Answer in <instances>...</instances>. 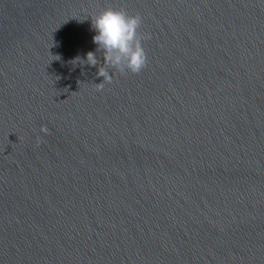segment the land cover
I'll use <instances>...</instances> for the list:
<instances>
[{"label": "water", "instance_id": "obj_1", "mask_svg": "<svg viewBox=\"0 0 264 264\" xmlns=\"http://www.w3.org/2000/svg\"><path fill=\"white\" fill-rule=\"evenodd\" d=\"M0 264H264V0H0Z\"/></svg>", "mask_w": 264, "mask_h": 264}, {"label": "clouds", "instance_id": "obj_2", "mask_svg": "<svg viewBox=\"0 0 264 264\" xmlns=\"http://www.w3.org/2000/svg\"><path fill=\"white\" fill-rule=\"evenodd\" d=\"M92 27L96 31L93 42L98 46L97 51L103 55V65L98 67L96 75L103 77V81L96 85L97 91H102L105 84H111L113 76L109 69L121 75L126 73L139 74L147 67L148 57L142 41L151 39L149 33L140 31L142 17L139 14L131 15L123 8H105L91 18ZM80 64L97 66L99 61L94 52L86 53L84 59L77 57ZM40 132L47 134L45 126L40 127ZM42 143L36 137V145Z\"/></svg>", "mask_w": 264, "mask_h": 264}]
</instances>
